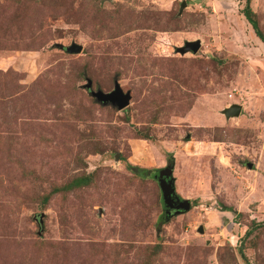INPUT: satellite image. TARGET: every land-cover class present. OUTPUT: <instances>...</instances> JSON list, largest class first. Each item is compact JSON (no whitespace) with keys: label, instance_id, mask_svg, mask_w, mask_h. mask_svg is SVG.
<instances>
[{"label":"rangeland","instance_id":"rangeland-1","mask_svg":"<svg viewBox=\"0 0 264 264\" xmlns=\"http://www.w3.org/2000/svg\"><path fill=\"white\" fill-rule=\"evenodd\" d=\"M244 7L0 0V264H264V44ZM248 7L264 38V0ZM115 84L119 111L93 96ZM159 175L187 212L167 216Z\"/></svg>","mask_w":264,"mask_h":264},{"label":"water","instance_id":"water-1","mask_svg":"<svg viewBox=\"0 0 264 264\" xmlns=\"http://www.w3.org/2000/svg\"><path fill=\"white\" fill-rule=\"evenodd\" d=\"M180 8H183L185 6V3L182 2ZM199 42L198 41H190L185 42L183 46L179 49H177V52L180 54L191 52L192 54H195L199 49ZM57 48L63 50L65 53L70 54H77L81 51L80 45L77 44H70L69 46L62 47L61 45H56ZM93 96L97 102H99L101 105H110L112 107H115L116 110H120L124 108L129 101V95L127 92L123 93L119 86L117 84L114 85L113 90L109 93L102 94L99 91L95 94L93 93ZM240 106L238 105H231L225 109H223L221 112L222 114L227 117H237L240 113ZM164 172V176H165ZM158 184L161 191V197L163 201V207L166 210L173 209V215L185 213L189 210V203L186 200H179L173 192L172 187V180H164L162 178V175H159ZM171 214H168L167 216H170ZM166 216V220H168V217Z\"/></svg>","mask_w":264,"mask_h":264},{"label":"trees","instance_id":"trees-1","mask_svg":"<svg viewBox=\"0 0 264 264\" xmlns=\"http://www.w3.org/2000/svg\"><path fill=\"white\" fill-rule=\"evenodd\" d=\"M249 1L250 0H245V7H244V10H243V13L242 14L244 15V18L246 19L247 23L250 25V27L254 31L255 36L258 38V40L262 44H264V38L259 34V32L257 31V28H256L255 23L250 18V12H249V7H248Z\"/></svg>","mask_w":264,"mask_h":264},{"label":"flooded vegetation","instance_id":"flooded-vegetation-1","mask_svg":"<svg viewBox=\"0 0 264 264\" xmlns=\"http://www.w3.org/2000/svg\"><path fill=\"white\" fill-rule=\"evenodd\" d=\"M164 211H165V213H167V214H171V213H173V212H174V210H173V209H171V210H166V209H164Z\"/></svg>","mask_w":264,"mask_h":264}]
</instances>
